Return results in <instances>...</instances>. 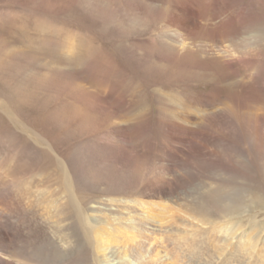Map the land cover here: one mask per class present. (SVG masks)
Returning a JSON list of instances; mask_svg holds the SVG:
<instances>
[{
  "label": "rangeland",
  "instance_id": "rangeland-1",
  "mask_svg": "<svg viewBox=\"0 0 264 264\" xmlns=\"http://www.w3.org/2000/svg\"><path fill=\"white\" fill-rule=\"evenodd\" d=\"M138 251L264 264V0H0V264Z\"/></svg>",
  "mask_w": 264,
  "mask_h": 264
},
{
  "label": "bare ground",
  "instance_id": "bare-ground-1",
  "mask_svg": "<svg viewBox=\"0 0 264 264\" xmlns=\"http://www.w3.org/2000/svg\"><path fill=\"white\" fill-rule=\"evenodd\" d=\"M18 200V199H17ZM8 201V200H7ZM47 202V201H46ZM21 203V202H20ZM10 204V203H9ZM5 205V204H4ZM8 207V206H7ZM142 215V214H141ZM79 218H78V221L82 224V225H84V224H87L88 223V225H89V222L90 221H88L86 218H84L83 217V215H79L78 216ZM155 221V220H154ZM115 223V222H114ZM62 224V223H61ZM129 229V228H128ZM142 229V228H141ZM58 230V229H57ZM63 230V229H62ZM107 231V230H106ZM135 231V230H134ZM139 232V231H138ZM142 232V231H141ZM141 232H139V233H136V236H138L137 234H141ZM144 232V231H143ZM112 233V232H111ZM110 234V233H109ZM97 235V234H96ZM67 237V236H66ZM140 239L142 240L141 241V243H142V245L140 244L139 246L140 247H143L144 245H145V242H147L148 241V238H147V236H144L143 235V233L141 234V237H140ZM135 240V239H134ZM107 243H109V242H107ZM137 244V243H136ZM112 245V244H111ZM158 245V244H157ZM194 245V244H193ZM173 246V245H172ZM185 246H187V244H185ZM190 246V245H189ZM111 247V246H110ZM154 247V246H153ZM161 247V246H160ZM181 247V246H180ZM170 248V247H169ZM195 248V247H194ZM131 249H133V248H131ZM141 250H144V248H140ZM156 249V248H155ZM160 249V248H159ZM192 249V248H191ZM123 250H125V252H127V249H126V247H124L123 248ZM156 250H158V249H156ZM148 251V250H147ZM146 251V254L148 255V259H153V257L154 256H156V254L157 253H154V250H153V248L151 247H149V251L147 252ZM162 251V250H161ZM160 251V252H161ZM197 251V250H196ZM142 252V251H141ZM141 252H137L136 253V259H133L132 257H131V255H124V258L127 260V263H125V264H143V263H145V262H147V257L146 258H143L142 256H141ZM145 252V251H144ZM156 252V251H155ZM158 252H159V250H158ZM174 252V251H173ZM177 254V253H176ZM104 256V255H103ZM172 257V256H171ZM178 257V256H177ZM153 260H155V259H153ZM171 260H172V258H171ZM155 262V261H154ZM160 262V261H159ZM174 262H175V260H174ZM157 263V262H156ZM166 264V263H165ZM175 264V263H174ZM180 264V263H179Z\"/></svg>",
  "mask_w": 264,
  "mask_h": 264
}]
</instances>
